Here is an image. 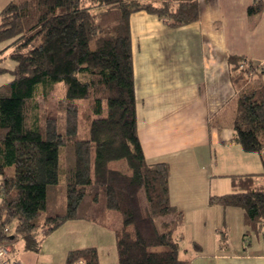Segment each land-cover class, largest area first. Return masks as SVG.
I'll use <instances>...</instances> for the list:
<instances>
[{
	"label": "trees",
	"instance_id": "obj_1",
	"mask_svg": "<svg viewBox=\"0 0 264 264\" xmlns=\"http://www.w3.org/2000/svg\"><path fill=\"white\" fill-rule=\"evenodd\" d=\"M137 12L170 28L199 20L197 0H14L0 11V65L11 62L0 66L11 77L0 84V246L37 251L35 230L47 236L84 220L114 231L117 264H189L178 259L182 214L169 202V167L147 164L137 136L129 28ZM262 12L261 0L247 8ZM229 62L233 139L259 155L262 173L232 177L236 192L208 204L241 209L246 237L262 236L264 86L248 81L249 61ZM80 260L99 264L94 248L69 252L65 264Z\"/></svg>",
	"mask_w": 264,
	"mask_h": 264
},
{
	"label": "crops",
	"instance_id": "obj_2",
	"mask_svg": "<svg viewBox=\"0 0 264 264\" xmlns=\"http://www.w3.org/2000/svg\"><path fill=\"white\" fill-rule=\"evenodd\" d=\"M11 1L0 0V11ZM253 1L197 0L199 20L179 28L145 12L129 18L137 136L147 164L169 167V202L182 214L179 252L189 264H264V232L246 237L241 209L208 204L236 192L232 177L262 173L259 155L243 152L232 128L238 91L229 59L249 61L256 70L248 81L258 74L264 86V12L249 16ZM89 222H65L37 251L18 241L13 257L65 264L69 252L94 248L99 264H117L114 231Z\"/></svg>",
	"mask_w": 264,
	"mask_h": 264
},
{
	"label": "rangeland",
	"instance_id": "obj_3",
	"mask_svg": "<svg viewBox=\"0 0 264 264\" xmlns=\"http://www.w3.org/2000/svg\"><path fill=\"white\" fill-rule=\"evenodd\" d=\"M13 65V64H12ZM0 66H2V67H6V68H9V67H11V62L9 61H4ZM10 75L9 74H4V75H2V76H0V84L1 83H4V82H7V81H9L10 80ZM252 82H253V84H257L258 83V74H255L254 75V77H253V80H252ZM59 85V84H58ZM58 93H59V91H58ZM113 167L114 168H117V169H120V170H123V171H126V169H127V167H126V165H125V163L123 162V161H116V162H113ZM60 179H61V182H62V175H60ZM63 200H64V198L62 197V200H60L61 201V203L63 202ZM62 205H63V203H62ZM63 209V207L62 208H60V210H62ZM114 215H116L115 217H116V221H117V223H116V221L114 220V218H112L110 221H109V225H111V227H118V223H119V220H120V218H119V216L116 214V213H114ZM89 223H92V222H89ZM94 224V223H93ZM11 229L13 228V226H11L10 227ZM112 230V229H111ZM34 237H35V239H36V241H37V243H38V248H39V246H40V241L42 240V239H45V236H43L42 234H40V232H39V230H35L34 231ZM181 242V241H180ZM182 247V246H181ZM181 250H183V248H181ZM183 253H182V251L181 252H179L178 253V259H181V260H184V259H182L183 258Z\"/></svg>",
	"mask_w": 264,
	"mask_h": 264
},
{
	"label": "built area",
	"instance_id": "obj_4",
	"mask_svg": "<svg viewBox=\"0 0 264 264\" xmlns=\"http://www.w3.org/2000/svg\"><path fill=\"white\" fill-rule=\"evenodd\" d=\"M0 264H20V262L13 257L10 247L0 246ZM76 264H83V261H77Z\"/></svg>",
	"mask_w": 264,
	"mask_h": 264
}]
</instances>
